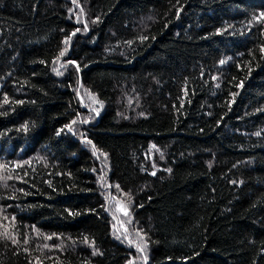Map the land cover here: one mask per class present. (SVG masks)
I'll use <instances>...</instances> for the list:
<instances>
[{"label": "trees", "instance_id": "1", "mask_svg": "<svg viewBox=\"0 0 264 264\" xmlns=\"http://www.w3.org/2000/svg\"><path fill=\"white\" fill-rule=\"evenodd\" d=\"M262 13L0 0V264H264Z\"/></svg>", "mask_w": 264, "mask_h": 264}, {"label": "snow or ice", "instance_id": "2", "mask_svg": "<svg viewBox=\"0 0 264 264\" xmlns=\"http://www.w3.org/2000/svg\"><path fill=\"white\" fill-rule=\"evenodd\" d=\"M261 16H264V13H262L261 14ZM64 55V53H61V56H63ZM71 63H75L74 61L73 62H71ZM221 63H224V61H221ZM73 123H76L75 121L73 122ZM69 131H71V127H69ZM59 134V133H58ZM88 143H91V141H88ZM154 174V173H153Z\"/></svg>", "mask_w": 264, "mask_h": 264}]
</instances>
